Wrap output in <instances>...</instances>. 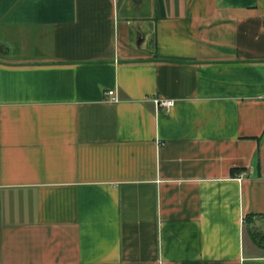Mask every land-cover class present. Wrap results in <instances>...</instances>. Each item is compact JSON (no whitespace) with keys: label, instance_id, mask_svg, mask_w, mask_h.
Listing matches in <instances>:
<instances>
[{"label":"crops","instance_id":"crops-1","mask_svg":"<svg viewBox=\"0 0 264 264\" xmlns=\"http://www.w3.org/2000/svg\"><path fill=\"white\" fill-rule=\"evenodd\" d=\"M0 264H264V0H0Z\"/></svg>","mask_w":264,"mask_h":264},{"label":"built area","instance_id":"built-area-1","mask_svg":"<svg viewBox=\"0 0 264 264\" xmlns=\"http://www.w3.org/2000/svg\"><path fill=\"white\" fill-rule=\"evenodd\" d=\"M112 93H113V90H112V89L106 91V95H107V96L109 95L108 99H115V96H114ZM149 99H150V100L152 101V103H154L155 106H157V107H168L169 105H171V104L173 103V99H170V98H168V99H166V98H161V97H157V96H155V95H153V96H152L151 98H149Z\"/></svg>","mask_w":264,"mask_h":264}]
</instances>
